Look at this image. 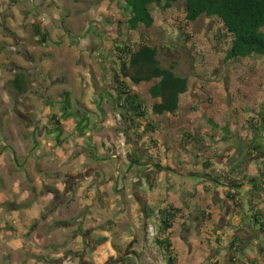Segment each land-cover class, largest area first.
<instances>
[{
  "label": "rangeland",
  "instance_id": "1",
  "mask_svg": "<svg viewBox=\"0 0 264 264\" xmlns=\"http://www.w3.org/2000/svg\"><path fill=\"white\" fill-rule=\"evenodd\" d=\"M11 3L12 8L17 9L16 12L8 8L7 4L0 5V37H8L11 41L4 47L5 43L0 42V103L3 105L14 102V104L0 110V126L4 121L3 113L12 114L6 121H10V124L17 123L19 126L20 134L16 138L13 150H15V166L24 169L25 172L24 176L23 174L19 176L23 185L22 190L29 189L33 184L36 187L41 185L35 188L34 196L27 201L33 203V199L45 191L43 200H38L44 205L53 194L50 207L46 208L45 213L42 212L47 216L51 215V220L49 219L48 224L42 225V214L39 220H36L42 233L51 232L52 237L42 242L34 240L33 237L28 247L33 253L32 258L37 260V264H63V258H57L51 250H48L50 246L60 247L64 241L63 225L60 224L63 223V207H61L63 205V145L58 147L53 137L45 134L44 129L50 128L51 115H60V107H48L46 101L58 99L64 92L69 91L76 111L82 115H84L82 111L89 114L90 122L93 123L101 118L99 116L96 119L91 112L95 111L94 106H98L97 109L101 113L104 111L101 109L103 104H106L105 118L114 120L113 113L120 114V111L112 108L115 106V99L112 96L115 88L112 68L116 60V47L131 45L137 48L143 40L158 46L161 49L160 59L163 65L169 67L176 63V73L189 78L191 84L189 92L182 98L181 113L176 116L154 115L151 111L154 100L149 95V85L133 86L134 91L140 95L149 109V119L158 122L160 126L155 137L161 144L159 149H155L149 139H146L145 148H143L142 144L146 138L144 135L132 136L127 142L125 134L124 136L118 134L126 129L123 122L120 125L117 124L116 128L107 127L106 130L104 127L101 128V135L97 136L101 140H99L100 143L96 142L93 154H97L101 161L111 158L112 162L104 167L115 175L117 184L119 185V181L124 183L123 177L128 173L129 178L133 177L128 188L130 196H134V192L136 195V198L131 200L133 205L142 201L137 192L139 181L136 179L144 175L147 179L149 178V184L152 186L160 187L166 194L175 193L179 197L183 194L181 190L187 191L192 184L200 182L198 177L191 179L183 177L184 166L194 165L199 160L201 162L212 160L214 154L222 151L219 148L220 142L210 145V149H206L207 146H205L204 150L199 152L200 159H197L194 154L198 152L192 143H188L186 137L194 131L203 133L209 119H212L215 124H222L228 120V115L223 112V105L227 100L221 99L222 92L227 90L230 93L234 92L232 95H235L238 89L244 97L243 106L253 100L256 101L257 95L261 99L264 97V56H254L235 64L225 63L226 53L230 48L229 41L218 42L220 25L217 20L205 17L194 24H189L186 28V32L193 39L186 43L180 31L181 25L186 24L185 7L182 4L176 5L166 13L153 6L155 26L151 29L140 28L136 32H131L127 27L128 16L124 11L123 0H11ZM39 21L47 23L43 33L47 32L49 39L44 45L39 44V37L31 27L32 23H40ZM3 55L7 58L3 59ZM11 66L14 68L12 69ZM13 70H17L18 74L26 75L27 93L25 95H20L12 86L15 77ZM91 106L94 110L89 108ZM253 115L250 109L248 111L243 109L241 116L238 113L235 117L237 132L242 130L245 134L246 120ZM77 123V119H70L65 123L63 143L68 141L67 145H74L76 139H79ZM37 126L41 135L38 138L40 146L36 149L34 141L30 138ZM217 131L220 135V131ZM70 133L73 135L70 136ZM74 135L78 138H72ZM237 136L238 141L241 139L243 141L245 138L244 135L240 136L239 132ZM105 138L111 144L108 149L102 144ZM2 140L1 138L0 151L6 152L9 145L3 144ZM89 143L88 141L87 144L90 145ZM79 147L81 148V141ZM134 147L140 156L147 155L146 151L149 150L148 154L154 156L166 169L176 168L177 172L157 173L158 179H155L156 172H151L150 167L143 165V170L136 166L131 167L128 154L132 153ZM66 149V152H69L72 148L68 146ZM33 151L36 153L39 151L36 161L27 156ZM87 158L90 163H95L92 156L87 155ZM5 161H7L8 169L13 168L11 159H5ZM30 170L32 173L29 172ZM119 171L122 176H117ZM220 177L221 174H218L217 178L220 179ZM5 178L4 175L0 176V188L6 182ZM125 197L127 198V195ZM157 204L158 207L162 206L161 201H157ZM60 207L62 210L59 215H56L55 212ZM140 209L136 211L134 218L124 223H114L110 239L111 248L117 256L114 258L108 256L109 260L104 264H165L153 242L156 234L155 226L151 223L146 230L143 207L141 206ZM50 211L53 212L50 213ZM96 211L100 212L98 209ZM80 214L82 215L83 212H76L73 218L77 224ZM98 216L100 219L105 217L101 213ZM117 216L118 212L115 216L109 215L104 220L113 222L112 219L115 220ZM133 220L136 225L133 224ZM105 223L107 224L103 225L106 227L109 223L108 221ZM84 227L73 225L72 228H80L79 232L83 238L90 237L91 233L86 234L89 231L88 226ZM101 227L102 225L96 229L101 230ZM36 229L37 227L34 230ZM131 229H134L136 236L134 240L125 241V238L132 236ZM74 233V230L68 232V239ZM175 241L181 264H184L187 256L181 247V236L176 234ZM73 253L78 252L75 250ZM76 256L73 254L72 257L69 256L71 264H80ZM6 257L8 256H3V251H0V261ZM25 259V255H20L21 263L26 262ZM88 259L91 261V257ZM125 259L127 261L123 262ZM40 261L42 263H39Z\"/></svg>",
  "mask_w": 264,
  "mask_h": 264
},
{
  "label": "crops",
  "instance_id": "2",
  "mask_svg": "<svg viewBox=\"0 0 264 264\" xmlns=\"http://www.w3.org/2000/svg\"><path fill=\"white\" fill-rule=\"evenodd\" d=\"M10 2L11 0H0V5L7 4L8 8L16 12L17 9L12 8L13 4H10ZM44 26H47V23H43V28ZM0 42L5 43L3 44L4 47L11 41L8 37L1 36ZM2 58L7 57L3 55ZM11 68L14 67L11 66ZM13 73L15 76L18 74L17 70H13ZM116 93L114 88L112 91L113 99L116 98ZM221 94H223L221 99L227 100L223 105V112L228 115V120L222 124L214 123L215 126L209 121L205 125L203 133L200 131L191 133L203 141L207 146L206 149H210L209 147L213 143L220 142L219 148L222 150L220 153L214 154L212 160L202 162L199 160L194 165L184 166L183 177L189 179L198 177L200 182L192 184V187L187 191L181 190L183 194L181 193L182 195L179 197L175 193L166 194L160 187L152 186L149 184V178L147 179L144 175L136 179V181H139L137 192L142 199L137 205H133L131 202L133 198H136V195L135 192L134 196H130L129 193V184L133 181V177L129 178V173L123 177L125 182L119 181L118 185L115 175L104 167V165L107 166L108 163L112 162L110 161L111 158L94 161V164L90 163L89 158H87V155L99 157L97 154L94 155L93 151L96 142L101 140L97 137L101 135V128L104 127L105 130L107 127L116 128V125H120L122 122L120 121V114L113 113V116L115 115L114 120L113 118L108 120L105 118L107 116V113H105L106 104L101 106V109L104 110L101 113L97 109L98 106H94L95 111L91 113L96 119L99 116L101 118L93 123L90 122L85 136H79L74 145H67L66 142L68 141L63 143V205L61 207H63L64 241L60 247L50 246L48 250H51L57 258H63V264H71L66 258L69 253H73L75 250L78 253H73V256L77 255L80 264H104L108 262V256L113 258L117 256L111 248L110 239L114 223H124L130 218H134L136 211L147 203L151 208L157 209L159 208L157 201H161V207L172 205L183 210L184 216L177 220L173 235V248L178 255V264H181V259L176 247V234L181 236V247L187 256L184 264H264V231H261L259 226H255L253 218L254 214L258 212L264 213V191L262 193L254 191L250 182L254 180L255 182L264 183V155L254 153L251 157H247L246 162L242 165L238 163L240 158L246 155L244 147L254 139L247 122L261 109H264V97L261 99L257 95L259 100L256 97V101L253 100L248 105L243 106L244 97L238 89L235 91V95H232L234 92L230 93L227 90ZM184 96L181 97V110ZM13 104L14 102L4 103L3 105L0 103V110ZM89 108L94 110L92 106ZM112 108L115 110V106H112ZM243 109L246 111L250 109L254 115L246 120L245 134L242 130L238 131L240 136H245L243 141L242 139L238 141V126L235 117L238 113H240V116L243 115ZM181 110L179 113H181ZM82 112L85 114L84 111ZM77 113L80 114V112ZM10 115L12 116V114H2L4 121L1 122L2 126H0V139H3V144L9 145L6 146V152L0 151V176L4 175L5 179L8 180L0 188V251H3V256L8 257L2 259L0 264H37V260L32 258L33 253L30 252L28 247L30 246V239L33 237L34 240L41 242L52 237L51 232L42 233L38 228L40 226L36 224V220H39L42 212L45 213L46 208L50 207L51 202H53V194L44 205L40 203L42 201L38 202V200H43L45 191L34 198L33 203L27 201L31 196H34L35 188L41 187V185L36 187L33 184L29 189L22 190L23 185L19 176L21 174L24 176L25 172L24 169L15 166V150H13L20 132L17 123L12 122L10 124V121H6L11 118ZM156 123L158 124V122ZM217 130L220 131V135L217 134ZM120 132L118 134L124 136V132ZM71 135L73 133H70ZM129 135L133 136V133H129ZM74 137L77 136H72V138ZM30 139L34 141L32 134ZM146 139L143 141V148H145ZM79 140L81 141V148L79 147ZM262 140L264 145V135H262ZM88 141L90 145L87 144ZM188 143H193V141L188 140ZM102 144L107 149L111 146L110 141L106 138ZM68 146L72 149L66 152ZM196 152L198 151L196 150ZM27 156L36 161V156L39 157V151L37 153L36 151L29 152ZM194 156L200 159L199 152L198 154L195 153ZM220 158H223L222 163L218 162ZM5 159H11L13 168L8 169ZM112 159H115V157H112ZM236 168L237 170L233 172ZM166 171L173 173L177 172V169H167ZM29 172L32 173L31 170ZM218 174H221V177L217 183ZM26 176L28 175L26 174ZM117 176H122L120 171L117 172ZM228 176L229 180L239 181V185L232 188L231 182L225 179ZM155 179H158L157 173ZM21 191H23L22 194ZM117 191L119 193H116ZM125 195H127V198ZM236 205H239V208H236ZM61 207L55 212L56 215L60 214ZM97 209L100 212H97ZM53 211H50V213ZM76 212H83L82 215L80 214L81 217L77 219L78 224L73 219ZM116 212H118V216L115 220L112 219L113 222L104 220L109 215L115 216ZM99 213L105 217L100 219ZM50 216L42 214L41 224H48L49 219L52 218ZM107 221L109 224L113 223V225L105 227ZM132 222L136 225L134 220ZM50 225L52 226V222ZM73 225L85 226L84 228L88 226L89 231L86 234L91 233L92 235L83 238V235L79 232L81 229L72 228ZM101 225V230L96 229ZM35 227H37L36 230H34ZM51 228L54 231L53 227ZM73 230L74 235L68 239L67 233ZM131 231L132 236L125 238V241L134 240L136 232H134V229H131ZM99 238H107L108 241L104 245H98ZM234 248H237V251H234ZM20 255L26 256V262H20ZM88 257H91V261ZM39 263H42V261Z\"/></svg>",
  "mask_w": 264,
  "mask_h": 264
},
{
  "label": "trees",
  "instance_id": "3",
  "mask_svg": "<svg viewBox=\"0 0 264 264\" xmlns=\"http://www.w3.org/2000/svg\"><path fill=\"white\" fill-rule=\"evenodd\" d=\"M123 2L125 4L124 11L128 16L127 27L131 32H136L140 28L151 29L155 26L153 6L166 13L176 5L182 4L185 7L186 24L181 25L180 31L186 43L193 40L192 36L186 32V28L189 24H194L205 17L217 20L220 25L218 42L229 41L230 48L226 53L225 63L235 64L254 56H264V0H123ZM31 27L39 37V44L47 43L49 35L47 32L43 33V22L32 23ZM160 50L158 46L148 44L145 40L137 48L131 45L118 46L115 49L116 60L112 68L113 83L117 91L114 100L115 109L120 111L122 122L126 126L124 134L127 142L132 137L129 133H133V136L144 135L151 141L155 149H159L161 146L155 139L160 126L149 119V109L145 101L134 91L133 86L149 85V95L155 101L151 111L157 116H176L181 110V97L187 94L190 88L189 78L176 73V63L169 67L163 65L160 59ZM25 78V74L19 73L12 81L13 88L20 95L27 93ZM46 106L60 107V115H51L49 118L50 128L44 129L45 134L53 137L58 147L63 145L65 123L70 119L78 120L77 132L79 136H85L91 119L86 113L82 115L76 112L69 91L64 92L58 99L46 101ZM209 121L212 125L214 124L212 120ZM247 124L254 139L244 147L246 155L240 158L239 165L246 162V158L251 157L254 153L264 155V145L262 144L264 109L249 119ZM216 128L218 129V127ZM39 131L37 126L32 133L36 149L40 146L38 138L41 134ZM186 139L193 141L192 145L198 152H202L206 146L201 139L193 134H189ZM149 152L148 150L146 151L147 155L140 156L134 147L132 153L128 154L130 166H136L143 170V165H146L156 173L166 171L167 169L160 161L149 155ZM92 157L95 161L100 160L99 157ZM218 162L222 163L223 158H220ZM236 170L237 168L233 172ZM225 179L231 182L232 188L240 183L236 180H229V176ZM219 181L216 179L217 183ZM251 186L256 192L264 191L263 182L256 181ZM236 208H239V205H236ZM142 210L146 221V230L151 223L155 226L156 234L153 242L160 251L165 264H178V255L173 248V235L177 220L184 216L183 210L172 205L153 209L148 203L143 206ZM253 218L255 226H259L260 230L264 231V213L258 212L254 214ZM60 224L63 225V223ZM109 225H113V223L107 226ZM107 241V238H101L97 244L104 245ZM71 254L73 253H69V256ZM126 261L125 259L123 262Z\"/></svg>",
  "mask_w": 264,
  "mask_h": 264
},
{
  "label": "clouds",
  "instance_id": "4",
  "mask_svg": "<svg viewBox=\"0 0 264 264\" xmlns=\"http://www.w3.org/2000/svg\"><path fill=\"white\" fill-rule=\"evenodd\" d=\"M70 257H71V256H70ZM70 257H69V256L67 257V258H68V261H69V263H71V262H72Z\"/></svg>",
  "mask_w": 264,
  "mask_h": 264
},
{
  "label": "water",
  "instance_id": "5",
  "mask_svg": "<svg viewBox=\"0 0 264 264\" xmlns=\"http://www.w3.org/2000/svg\"><path fill=\"white\" fill-rule=\"evenodd\" d=\"M250 182H251V183H254L255 181H254V180H251Z\"/></svg>",
  "mask_w": 264,
  "mask_h": 264
},
{
  "label": "built area",
  "instance_id": "6",
  "mask_svg": "<svg viewBox=\"0 0 264 264\" xmlns=\"http://www.w3.org/2000/svg\"><path fill=\"white\" fill-rule=\"evenodd\" d=\"M233 250H234V251H237V248H234Z\"/></svg>",
  "mask_w": 264,
  "mask_h": 264
}]
</instances>
